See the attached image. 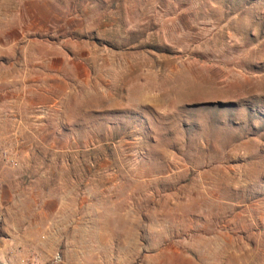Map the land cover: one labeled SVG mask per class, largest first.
<instances>
[{
	"label": "rangeland",
	"instance_id": "1",
	"mask_svg": "<svg viewBox=\"0 0 264 264\" xmlns=\"http://www.w3.org/2000/svg\"><path fill=\"white\" fill-rule=\"evenodd\" d=\"M0 264H264V0H0Z\"/></svg>",
	"mask_w": 264,
	"mask_h": 264
}]
</instances>
